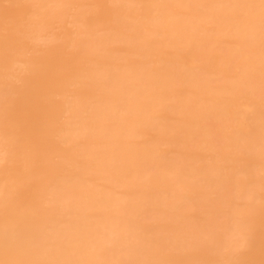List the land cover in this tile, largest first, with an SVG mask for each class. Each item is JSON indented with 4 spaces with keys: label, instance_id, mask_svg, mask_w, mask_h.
<instances>
[{
    "label": "bare ground",
    "instance_id": "6f19581e",
    "mask_svg": "<svg viewBox=\"0 0 264 264\" xmlns=\"http://www.w3.org/2000/svg\"><path fill=\"white\" fill-rule=\"evenodd\" d=\"M0 264H264V0H0Z\"/></svg>",
    "mask_w": 264,
    "mask_h": 264
}]
</instances>
